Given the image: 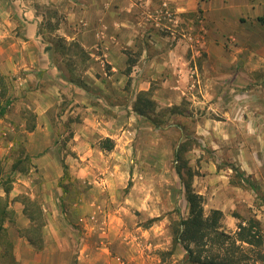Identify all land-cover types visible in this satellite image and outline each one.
<instances>
[{"label": "rangeland", "instance_id": "obj_1", "mask_svg": "<svg viewBox=\"0 0 264 264\" xmlns=\"http://www.w3.org/2000/svg\"><path fill=\"white\" fill-rule=\"evenodd\" d=\"M247 1L0 0L13 254L28 197L71 254L86 238L120 264H181L178 166L224 231L252 218L264 234V67L249 65L264 66V0Z\"/></svg>", "mask_w": 264, "mask_h": 264}, {"label": "trees", "instance_id": "obj_2", "mask_svg": "<svg viewBox=\"0 0 264 264\" xmlns=\"http://www.w3.org/2000/svg\"><path fill=\"white\" fill-rule=\"evenodd\" d=\"M4 76L0 74V88H3ZM147 104L149 99L143 100ZM137 111H140L134 105ZM7 104L0 105V116L5 113ZM104 148L110 149L108 138L102 140ZM179 159L178 152L176 153ZM184 167L178 166L176 171L183 183L187 216L182 218L174 233V241L184 249L181 264H252L255 261L264 262V234L257 220L248 218L244 223L238 222L237 229L230 233L221 227L222 213L213 209L205 215L202 198L195 193L190 184L189 172L182 175ZM5 188V192H8ZM22 213L29 219L31 225L26 229L28 242L37 249L42 245L43 220L41 210H32L29 205H35L28 197L21 199ZM12 214L6 200L0 196V264H17L13 254L12 243L7 237L4 223ZM36 215V216H35ZM37 220V222L35 221ZM40 220V221H39ZM35 236V237H34Z\"/></svg>", "mask_w": 264, "mask_h": 264}, {"label": "crops", "instance_id": "obj_3", "mask_svg": "<svg viewBox=\"0 0 264 264\" xmlns=\"http://www.w3.org/2000/svg\"><path fill=\"white\" fill-rule=\"evenodd\" d=\"M243 5L250 7L251 10L253 9V4L249 3L247 0ZM97 19L102 21L100 17H97ZM90 20L92 21V19ZM257 56L260 57L258 54ZM261 56L260 59L264 60V55ZM249 65H251V69L264 67L259 64ZM44 67H46V64L37 63V69L42 70ZM247 80L253 81L254 79L247 76ZM47 227V225L44 227V249L35 251L33 245L23 238H18L15 241L14 257L17 261H20L21 264H120L118 256L111 254L112 248L109 250L102 245H100L98 249L93 248V246L98 243L97 240L90 241L83 238L79 245L78 252L76 254L69 253V245L65 241V238L61 237L57 227H52L54 229V236L50 235V231L47 230ZM130 257L133 261L136 259L135 264H157L150 261L146 263L142 256H135L133 254Z\"/></svg>", "mask_w": 264, "mask_h": 264}]
</instances>
